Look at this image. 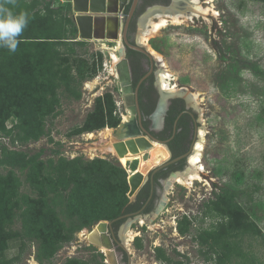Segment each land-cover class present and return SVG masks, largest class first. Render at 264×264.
<instances>
[{
    "label": "rangeland",
    "instance_id": "1",
    "mask_svg": "<svg viewBox=\"0 0 264 264\" xmlns=\"http://www.w3.org/2000/svg\"><path fill=\"white\" fill-rule=\"evenodd\" d=\"M38 2L44 12L53 8L55 16L64 22L71 17L76 24L73 0ZM210 6L217 16L170 23L148 41L164 55L181 85L202 93V103H193L207 131V172L192 186L174 183L167 188L165 204L149 220L142 216L128 226L127 221L125 231L134 234L127 245L131 264H216L218 254L207 259L201 252L207 245L195 237L219 222L221 216H205L204 210L227 189L255 228L242 235L226 233L245 253L241 257L234 250L226 264H264V0H212ZM60 28L82 40L77 24L65 22ZM85 41L80 61H72L68 73L78 77L80 67L87 76L95 67L97 73L86 78L80 93L59 97L52 96L50 87L68 76L65 64L51 77L41 69L42 47L12 55L0 48V119L5 118L7 128L18 126L26 138L12 142L5 137L0 145H5L0 174L18 184V203L0 224V243L5 245L0 259L16 257L25 246L21 261L14 264H110L103 249L81 233L115 214L109 207L114 193L104 197L101 189L121 185L117 167L129 177L147 159L119 157L110 147L118 126H99L109 109L118 115L125 111L123 103H116L124 101V94L109 50L120 47L121 40ZM186 216L192 230L182 232Z\"/></svg>",
    "mask_w": 264,
    "mask_h": 264
},
{
    "label": "trees",
    "instance_id": "2",
    "mask_svg": "<svg viewBox=\"0 0 264 264\" xmlns=\"http://www.w3.org/2000/svg\"><path fill=\"white\" fill-rule=\"evenodd\" d=\"M21 10L27 11L30 15V20L28 26L24 30L21 36V43L19 44L16 51H22L23 53L30 52L33 48L42 47L43 58L41 60V69L45 75L48 76H56V68L65 64V68L63 69V73L68 76L62 75L59 79H53L54 84L50 87L52 92V96L59 97L61 94H65L67 92L77 94L80 93L81 86L86 78H93L97 73V68L95 67L93 72L88 76L81 73L82 69L79 68L78 77L70 75L68 71L72 70V61H80L81 53L80 49L85 46V40H78L76 36H71L67 32H63L62 28H60L61 24H73L76 26L75 21L71 17L66 18L65 22L63 21V17L55 16V9L48 8V10L40 9L38 0H17V7L15 8L16 12ZM57 12V11H56ZM46 13V15H44ZM43 23L45 25H43ZM46 26V27H45ZM8 55H12L7 50ZM30 54V53H29ZM89 63H87L88 66ZM83 65L79 63L78 66ZM64 88L67 90L63 91ZM69 90V91H68ZM114 103V102H113ZM115 107V105H114ZM9 114V113H8ZM101 112L98 113L100 116ZM103 122L99 124V126L106 125L107 122H110L111 125L118 126L121 122V116L114 113L113 109H109L107 115L103 113L101 116ZM92 128L91 125H89ZM96 126V124H95ZM89 129V127H86ZM18 126H12L7 128L5 125V118L3 120L0 119V145L2 143V138L9 137L12 142H16L18 140H24L25 137H22L20 131H17ZM5 145L1 146L0 149L4 148ZM135 155L132 152L126 154V158L129 160L135 159ZM132 157V158H131ZM118 175L122 176L123 180L121 185H113L109 189L104 184V188L101 189V193L106 197L112 191L114 196V200L109 204L111 211L115 212L114 215L103 217L109 220H114L124 214L131 213L134 211H138L145 203L146 198L142 201V194L145 192L146 188L142 189L139 197L136 200H129L128 193L130 189V184L128 180V174L125 169L122 167H117ZM98 180H100L98 178ZM101 185V181L99 182V187ZM18 184L13 183L6 175L0 174V224L4 220L7 212L13 211V209L9 210L14 204L18 202H14L16 200L15 193L17 194ZM235 193L230 192L229 189L225 190L222 195H219L216 199L210 200L208 203V207L204 210L205 216L210 217H220L219 222H213L210 227L202 228L199 231L198 235H196V240L201 242L203 245H207L206 250H202V254L209 259L214 256V253L218 254V259L216 264H226V261L229 260L231 253L236 250V253L240 252L239 256L244 257V252L242 249L238 248L237 243H232L226 237V233L234 232L236 235L245 234L248 231L254 230L255 223L248 217L247 213L242 209V207L238 204L235 199ZM148 193L146 194V196ZM154 208V204H149L144 211L150 212ZM124 219H120L115 221L121 222ZM192 220V219H191ZM187 216L180 222V228L182 232H187L192 230V221ZM70 240V238L66 239ZM223 240V241H222ZM224 242V244H223ZM4 242L0 243V251H2L4 247ZM219 248L222 250L223 255L220 253ZM227 248V249H226ZM25 252V246L21 245L19 255L16 257L7 260L0 259V264H14L18 261H21L22 256ZM211 254V255H210ZM215 259V257H214Z\"/></svg>",
    "mask_w": 264,
    "mask_h": 264
},
{
    "label": "flooded vegetation",
    "instance_id": "3",
    "mask_svg": "<svg viewBox=\"0 0 264 264\" xmlns=\"http://www.w3.org/2000/svg\"><path fill=\"white\" fill-rule=\"evenodd\" d=\"M132 2L133 0H130L123 13L125 19L128 17ZM174 3L175 0H139L127 27V41L131 44H137L138 41L141 42L139 32L141 35L143 24L145 22L148 23V15L154 13L157 9H171L175 5ZM181 4H185V2L182 1ZM194 19L191 21H194ZM119 46L120 49H125V56L131 67L132 95L135 101L136 118L141 134L153 141H160L168 147L172 154V161L170 160V163L154 173L152 171L135 197L134 200L139 197L142 189L147 187L142 194V201L146 198L144 205L138 211L110 220L112 224L109 226V232L112 236L119 262L120 264H131L130 253L125 245L126 233H124L128 219L141 214L145 219L149 220L154 212L165 203L167 197L164 193L166 189L173 187L174 183L181 184L180 178L189 177L194 172L195 166L192 158L196 152L197 144L202 139L204 127H202V118H200L199 110L195 107L196 102L192 98L181 92L167 91L163 87L159 77V63L153 54L150 56L131 48L126 43V39L121 40ZM123 105L125 111L119 110V114L121 122H127L130 120L131 113L124 101ZM126 115L129 120L125 118ZM156 146L160 145L155 143L154 147ZM154 150L157 152L156 148ZM147 193L148 195L146 196ZM149 204H154V208L150 212H145L144 209ZM122 218L124 219L123 221L115 223V221Z\"/></svg>",
    "mask_w": 264,
    "mask_h": 264
},
{
    "label": "water",
    "instance_id": "4",
    "mask_svg": "<svg viewBox=\"0 0 264 264\" xmlns=\"http://www.w3.org/2000/svg\"><path fill=\"white\" fill-rule=\"evenodd\" d=\"M138 1L139 0H133L128 17L125 19L123 13L126 6L130 3V0H73L74 10L76 11L75 20L79 29L80 39H126V43L131 48L152 56V53L149 51L147 45L139 41L137 44H131L127 41V27L135 12ZM119 54L121 59L117 65V70L119 73L121 89L124 94L123 100L131 113V117L130 121L120 122L118 127L115 129L116 141L114 146L119 157H123L125 154L132 152L136 159L143 160L144 158H147L146 161H142L140 167L136 171L132 172L128 178L130 184V191L128 195L129 197L134 198L144 186L149 174L152 171L154 173L172 161V154L168 147L160 141H153L141 134L136 118L137 111L134 106L135 101L132 95L133 86L131 79V67L125 56V49L121 48ZM155 143L160 146L154 147ZM154 148H156V151L158 152L157 155L151 153V150ZM161 207L157 209V212L161 209ZM141 217V214H137L134 218H129L127 226L133 220L140 219ZM111 224L112 221H100L95 228L96 230L94 229L97 231L95 238L93 237L89 239V241L97 247L102 248L103 245L106 247L105 249H107V251L104 252L107 255V259L110 264H120L112 236L109 232V226Z\"/></svg>",
    "mask_w": 264,
    "mask_h": 264
},
{
    "label": "bare ground",
    "instance_id": "5",
    "mask_svg": "<svg viewBox=\"0 0 264 264\" xmlns=\"http://www.w3.org/2000/svg\"><path fill=\"white\" fill-rule=\"evenodd\" d=\"M184 1L185 4L180 3ZM175 5L171 9H166V10H161L157 9V11H154V13H151L147 17V22L143 24L142 27V32L140 35V41L141 43L147 45L149 48V51L154 55V57L158 60V63L160 64V71H159V77L161 84L167 91H171L174 93H183L184 95L189 96L192 98L197 104L202 103V93L200 91H194L189 87L183 86L179 83L177 78L174 76V73L171 71L167 60L165 59L164 55L161 54L160 52L156 51L153 49L151 45L148 44V41L152 38L155 37L160 33V31L166 27L168 24H180L185 21H190L194 18L202 17L206 20L209 19V17L212 15L217 16L218 12L213 11L210 8V4H212V0H175ZM208 4L209 6H206ZM152 12V11H151ZM147 15V14H146ZM146 18V17H145ZM144 22V21H143ZM105 45V44H104ZM114 62H116V69L115 67L112 68L113 73L116 75L118 73L117 70V65L120 62V57L118 55V50L119 47H110L109 48ZM94 83V82H92ZM127 120H129V117L126 115L125 117ZM130 121V120H129ZM125 122V121H124ZM207 131L204 128L202 130V139L201 141L197 144L196 147V152L194 153V156L192 158V162L195 166V170L189 177L186 178H180V183L185 186H192L195 181L197 180H202L203 179V174L207 172V168L205 164L203 163V152L205 149V135ZM103 134V133H102ZM112 150L117 151L114 144L110 146ZM115 153V152H114ZM118 154V153H117ZM141 224H144V221H140ZM95 227V226H94ZM96 230V229H95ZM89 231V230H84L81 235L84 239H91L95 238V234L97 231ZM125 240L127 243L126 245L130 244V241L132 240L134 234L132 230H126L125 231ZM106 247L103 245L102 249L103 251H107L105 249Z\"/></svg>",
    "mask_w": 264,
    "mask_h": 264
},
{
    "label": "clouds",
    "instance_id": "6",
    "mask_svg": "<svg viewBox=\"0 0 264 264\" xmlns=\"http://www.w3.org/2000/svg\"><path fill=\"white\" fill-rule=\"evenodd\" d=\"M17 0H0V48L15 53L21 43V36L28 26L27 11H15Z\"/></svg>",
    "mask_w": 264,
    "mask_h": 264
},
{
    "label": "built area",
    "instance_id": "7",
    "mask_svg": "<svg viewBox=\"0 0 264 264\" xmlns=\"http://www.w3.org/2000/svg\"><path fill=\"white\" fill-rule=\"evenodd\" d=\"M116 103H117L118 106H121V104L123 103V101H119L118 100V101H116Z\"/></svg>",
    "mask_w": 264,
    "mask_h": 264
}]
</instances>
